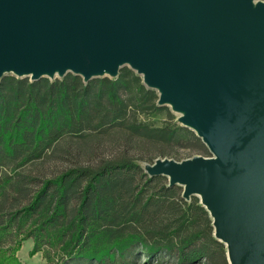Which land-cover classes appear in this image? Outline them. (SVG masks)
I'll list each match as a JSON object with an SVG mask.
<instances>
[{"label":"water","instance_id":"95a60500","mask_svg":"<svg viewBox=\"0 0 264 264\" xmlns=\"http://www.w3.org/2000/svg\"><path fill=\"white\" fill-rule=\"evenodd\" d=\"M124 67L212 155L145 174L199 199L228 264H264V2L0 0V80L86 84Z\"/></svg>","mask_w":264,"mask_h":264},{"label":"trees","instance_id":"16d2710c","mask_svg":"<svg viewBox=\"0 0 264 264\" xmlns=\"http://www.w3.org/2000/svg\"><path fill=\"white\" fill-rule=\"evenodd\" d=\"M0 82V264H21L27 240L45 264H228L199 199L138 164L209 152L134 71ZM47 159L68 164L49 177L21 171Z\"/></svg>","mask_w":264,"mask_h":264},{"label":"rangeland","instance_id":"374dc122","mask_svg":"<svg viewBox=\"0 0 264 264\" xmlns=\"http://www.w3.org/2000/svg\"><path fill=\"white\" fill-rule=\"evenodd\" d=\"M257 1L264 2V0H256V2ZM28 79H29V77H28ZM173 115L175 117V120H177V118H178L179 115L176 114V113H173ZM164 119L165 118H164L163 115H159V116L155 117L153 120L157 123V125H159L162 122V120H164ZM178 151H179V154H180L182 160H188L189 158H192V157H195V156H200V155H197L194 152H190V151L189 152L188 151H184V150H178ZM208 152H209V150H208ZM210 156H212V155L209 153L208 156H204V157H210ZM160 158H164V157H161V156L160 157H157V158H155L153 160V162L156 159H160ZM165 158L171 159L173 161H178V162L179 161H182V160L172 159V158H169V157H165ZM67 164L68 163H66V161L63 162L60 159L59 160L47 159L43 163H39V164H37L35 166L27 167V168H25V169H23L21 171H25L26 173H32L33 175L49 177V176H51V175H53V174H55V173H57V172L65 169V167H66ZM138 164L141 165L144 168V167H146V164H151V162H146V163L139 162ZM70 264H74V263H70ZM76 264H83V263L76 262ZM134 264H147V261L145 260V258H140ZM159 264H174V262L171 259L170 260L164 259ZM202 264H205V263H202Z\"/></svg>","mask_w":264,"mask_h":264},{"label":"crops","instance_id":"0c3cea01","mask_svg":"<svg viewBox=\"0 0 264 264\" xmlns=\"http://www.w3.org/2000/svg\"><path fill=\"white\" fill-rule=\"evenodd\" d=\"M33 240H27L23 242L18 252L16 253L17 258L21 264H45L43 256L41 253L37 252L33 256L29 255L32 250Z\"/></svg>","mask_w":264,"mask_h":264}]
</instances>
